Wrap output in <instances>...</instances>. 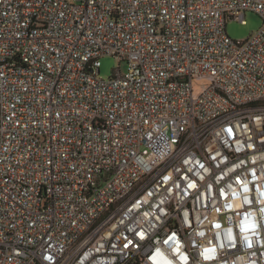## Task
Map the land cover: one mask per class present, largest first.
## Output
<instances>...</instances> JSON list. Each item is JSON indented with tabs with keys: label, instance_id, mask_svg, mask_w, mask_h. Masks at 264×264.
<instances>
[{
	"label": "built area",
	"instance_id": "built-area-1",
	"mask_svg": "<svg viewBox=\"0 0 264 264\" xmlns=\"http://www.w3.org/2000/svg\"><path fill=\"white\" fill-rule=\"evenodd\" d=\"M0 264H264V0H0Z\"/></svg>",
	"mask_w": 264,
	"mask_h": 264
},
{
	"label": "rangeland",
	"instance_id": "rangeland-1",
	"mask_svg": "<svg viewBox=\"0 0 264 264\" xmlns=\"http://www.w3.org/2000/svg\"><path fill=\"white\" fill-rule=\"evenodd\" d=\"M246 24L239 20H229L227 22V32L231 38L236 40H245L257 31L263 24V20L259 14L248 10L245 14ZM102 65L100 75L102 77L113 76L118 68L125 73L128 69V64L125 60H120L117 56L107 55L101 58Z\"/></svg>",
	"mask_w": 264,
	"mask_h": 264
}]
</instances>
